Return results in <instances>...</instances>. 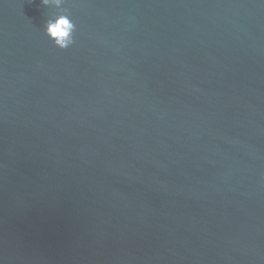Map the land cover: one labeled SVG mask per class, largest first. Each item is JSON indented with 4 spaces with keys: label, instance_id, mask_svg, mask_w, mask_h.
<instances>
[{
    "label": "water",
    "instance_id": "1",
    "mask_svg": "<svg viewBox=\"0 0 264 264\" xmlns=\"http://www.w3.org/2000/svg\"><path fill=\"white\" fill-rule=\"evenodd\" d=\"M0 264H264V0H0Z\"/></svg>",
    "mask_w": 264,
    "mask_h": 264
},
{
    "label": "clouds",
    "instance_id": "2",
    "mask_svg": "<svg viewBox=\"0 0 264 264\" xmlns=\"http://www.w3.org/2000/svg\"><path fill=\"white\" fill-rule=\"evenodd\" d=\"M41 3L45 8L49 6L60 8L64 0H41ZM75 31L76 26L67 14H60L45 25L46 36L60 50H66L75 43Z\"/></svg>",
    "mask_w": 264,
    "mask_h": 264
}]
</instances>
